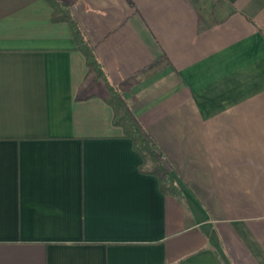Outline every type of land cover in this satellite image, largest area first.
<instances>
[{
	"label": "crops",
	"instance_id": "obj_1",
	"mask_svg": "<svg viewBox=\"0 0 264 264\" xmlns=\"http://www.w3.org/2000/svg\"><path fill=\"white\" fill-rule=\"evenodd\" d=\"M61 1L182 197L68 24L0 0V264H264V0Z\"/></svg>",
	"mask_w": 264,
	"mask_h": 264
},
{
	"label": "trees",
	"instance_id": "obj_2",
	"mask_svg": "<svg viewBox=\"0 0 264 264\" xmlns=\"http://www.w3.org/2000/svg\"><path fill=\"white\" fill-rule=\"evenodd\" d=\"M45 1L52 8V22L56 24L66 23L70 27L77 50L86 60L89 75L93 76L95 81H101L105 84L108 90L106 101L114 111V124L123 129L125 137L132 142L134 151L142 159L139 170L158 179L162 194L181 198L182 192L177 185L176 178L166 168L159 148L146 135L139 122L134 119L120 91L110 83L94 46L87 39L70 8L61 0Z\"/></svg>",
	"mask_w": 264,
	"mask_h": 264
}]
</instances>
